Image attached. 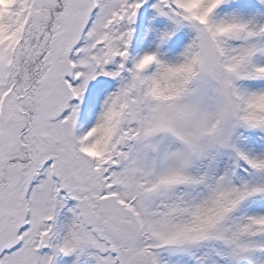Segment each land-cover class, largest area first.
Listing matches in <instances>:
<instances>
[{
  "label": "snow or ice",
  "instance_id": "1",
  "mask_svg": "<svg viewBox=\"0 0 264 264\" xmlns=\"http://www.w3.org/2000/svg\"><path fill=\"white\" fill-rule=\"evenodd\" d=\"M0 264H264V0H0Z\"/></svg>",
  "mask_w": 264,
  "mask_h": 264
}]
</instances>
